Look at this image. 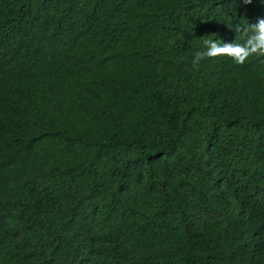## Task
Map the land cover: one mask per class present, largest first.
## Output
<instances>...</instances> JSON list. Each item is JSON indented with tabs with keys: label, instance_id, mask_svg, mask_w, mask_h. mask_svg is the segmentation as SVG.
I'll list each match as a JSON object with an SVG mask.
<instances>
[{
	"label": "trees",
	"instance_id": "obj_1",
	"mask_svg": "<svg viewBox=\"0 0 264 264\" xmlns=\"http://www.w3.org/2000/svg\"><path fill=\"white\" fill-rule=\"evenodd\" d=\"M264 0H0V264H264Z\"/></svg>",
	"mask_w": 264,
	"mask_h": 264
},
{
	"label": "clouds",
	"instance_id": "obj_2",
	"mask_svg": "<svg viewBox=\"0 0 264 264\" xmlns=\"http://www.w3.org/2000/svg\"><path fill=\"white\" fill-rule=\"evenodd\" d=\"M257 31L259 33V35L255 37L257 43L251 48V50L245 47H240L239 45L225 46L222 48H218L213 45L212 49L207 53V55L214 57L221 54H227L229 56H233L237 63H243L246 57L257 51V48L264 49V21L260 23Z\"/></svg>",
	"mask_w": 264,
	"mask_h": 264
}]
</instances>
